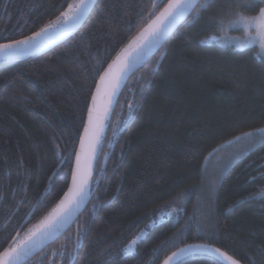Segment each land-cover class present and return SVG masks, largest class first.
<instances>
[{
  "label": "trees",
  "instance_id": "trees-1",
  "mask_svg": "<svg viewBox=\"0 0 264 264\" xmlns=\"http://www.w3.org/2000/svg\"><path fill=\"white\" fill-rule=\"evenodd\" d=\"M168 1L98 0L54 48L0 59V255L60 202L97 81ZM72 2L0 0V44L39 32ZM241 2L195 9L132 75L100 125L87 207L25 264H161L194 242L264 264V141L204 176L212 151L264 129V59L256 47L212 39L225 20L264 7ZM158 214L135 252L123 254ZM178 264L220 263L192 256Z\"/></svg>",
  "mask_w": 264,
  "mask_h": 264
},
{
  "label": "water",
  "instance_id": "water-1",
  "mask_svg": "<svg viewBox=\"0 0 264 264\" xmlns=\"http://www.w3.org/2000/svg\"><path fill=\"white\" fill-rule=\"evenodd\" d=\"M98 0H87V8L80 15L78 18L70 19V21L64 25L62 28L49 31L48 36L44 40L41 46L30 50L29 52L25 53L24 55L14 56V57H0V59H16L20 57H26L37 53H44L49 51L50 49L54 48L58 44L62 43L63 41L67 40L71 37L76 31H78L81 26L85 23L88 16L90 15L91 11L93 10L95 4ZM170 0L164 5V7L155 15V17L145 26L143 29V33H141L142 38L139 41L138 46H135L133 49L128 50L127 53L117 60H115L103 73L100 79L97 81L96 86L94 88L93 94L97 95V100L95 102V115L98 117L97 121V129L99 130L100 125L102 123L103 117L105 116L107 110L109 109L110 105L113 104L116 99L119 97L123 89L125 88L128 80L134 75L142 66H144L167 42L170 36L174 33V31L183 23L185 22L191 14L194 12L195 8L190 9L188 13L185 14L184 17H181L176 23L172 24L163 39H155L151 36V32L155 25L154 22L157 20V17L164 11L165 7L169 4ZM31 36V35H29ZM28 37V36H27ZM23 39V38H21ZM214 40L215 37H212ZM4 44V43H2ZM103 77V80H102ZM100 86V91L97 92V86ZM93 94L89 103V107L93 106ZM88 107V109H89ZM88 124V110L86 114V120L82 136H85V126ZM81 137L79 139V143L77 146V150L74 157V162L72 166L71 176L69 180L68 187L61 198L60 202L50 215V218L47 223L50 222L53 218L58 215H62L64 210L68 209L69 207L72 208V211L69 216H67L64 222L52 233H49L45 236L42 241L35 246L31 247L28 251V254L23 257L18 264H25L37 254L42 252L46 247L50 246L53 242H55L58 238L64 235L76 222L79 218L81 213L87 207L93 192L89 194V178L92 172L94 159H95V149L91 145L90 141L86 142L85 148H81ZM80 153V161L78 165L77 161V154ZM76 174V181L73 180V175ZM90 173V174H89ZM86 181L84 184V191L85 195L82 200H80L79 204L76 205L73 202L76 200L77 193L79 191V186L81 183ZM31 215V214H30ZM30 215L24 220L21 227L25 226L29 219ZM21 232V228L18 232ZM180 249H186L184 252H179ZM208 249H212V251H208ZM219 249L220 252L224 253L225 256L232 257L236 259L223 249L207 243L202 242H194L185 244L172 253H170L161 264H178L182 260L192 257V256H207L214 260H216L220 264H229L228 260L225 259V256H221L220 254L216 253L214 250ZM178 255L173 256V253H178ZM3 254L0 255L2 257ZM171 258V259H170ZM238 260V259H236ZM239 261V260H238ZM2 264V261H0ZM239 264H244L243 262L239 261Z\"/></svg>",
  "mask_w": 264,
  "mask_h": 264
},
{
  "label": "snow or ice",
  "instance_id": "snow-or-ice-1",
  "mask_svg": "<svg viewBox=\"0 0 264 264\" xmlns=\"http://www.w3.org/2000/svg\"><path fill=\"white\" fill-rule=\"evenodd\" d=\"M212 2V0H170L169 4L165 7L164 11L157 17V20L154 22L156 27H153L151 32V36L155 39H163L165 34L167 33L169 27L176 23L181 17H184L186 13L189 12L190 9L195 8L196 14L199 15L200 11L205 10L208 5ZM236 0H229V3H234ZM259 2V0H257ZM243 7H252L253 0H242L241 5ZM87 8V0H80V4L77 6L76 12L74 13L73 19L78 18L83 14L85 9ZM260 14L264 15V8L260 9ZM246 18L237 16L236 20L230 21V23H236L237 20L240 22H244ZM52 26H46L42 28L39 32L33 33L31 36L24 37L19 40H11L9 43L0 44V57H14L19 55H24L25 53L33 50L42 45L44 40L49 34ZM6 38V37H0ZM103 80V77H102ZM100 91V86H97V92ZM93 106L88 109V124L85 126V136L81 137V148L84 149L86 142L90 141L91 145L94 149L95 143L99 140V130L97 129V121L98 117L95 115V102L97 100V95L93 94ZM256 131L264 132V129H258ZM77 161L79 165L80 161V153L77 154ZM90 174V173H89ZM264 177V174H261ZM77 177L74 173L73 180L76 181ZM255 179V178H252ZM86 181L80 184L79 191L77 193L76 200L73 202L78 205L80 200L83 199L85 195L84 184ZM259 193L252 194L251 198H255ZM264 198V197H262ZM72 208L64 210L62 215H58L49 223L43 226L41 230L31 234V236L24 242L19 245L13 246L11 248L5 249V252L2 257H0V261L2 264H18L19 261L23 259L24 256L28 254V251L31 247L40 243L42 239L47 236L49 233L54 232L65 220L67 216L70 215ZM186 249H180L179 252H184ZM208 251H212V249H208ZM216 253L221 256H225L224 253L220 252L219 249L214 250ZM173 253V256L179 254ZM171 259V258H170ZM225 259L228 260L229 264H239V261L233 259L232 257L225 256Z\"/></svg>",
  "mask_w": 264,
  "mask_h": 264
},
{
  "label": "rangeland",
  "instance_id": "rangeland-1",
  "mask_svg": "<svg viewBox=\"0 0 264 264\" xmlns=\"http://www.w3.org/2000/svg\"><path fill=\"white\" fill-rule=\"evenodd\" d=\"M79 4L80 0H73L70 6L58 18L51 21L46 26H52L50 31L62 28L74 16ZM237 16L246 19L244 22L237 20L236 23H230V21L236 20ZM142 36L143 35L140 33L136 39L121 52L122 56L125 55L128 50L133 49L141 40ZM215 37L216 43L222 46H231L236 49L256 47V55L264 59V15L260 14V10L255 14H236L232 18L225 20L221 25L220 32H218ZM262 141H264V132L252 130L242 133L234 139L227 141L225 144H222L221 147L212 151L206 158L204 176L214 178L213 174H218V170L229 165L245 151ZM49 218L50 214L27 229V231L16 240L13 246L21 244L26 241L31 234L41 230L43 226L47 224ZM163 218L164 215L158 214L154 219L149 221L130 241H128L123 247L122 253L131 254L135 252L138 241L144 236L147 230L160 222Z\"/></svg>",
  "mask_w": 264,
  "mask_h": 264
}]
</instances>
